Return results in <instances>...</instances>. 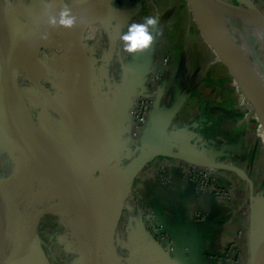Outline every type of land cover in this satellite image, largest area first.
Masks as SVG:
<instances>
[{"label":"crops","instance_id":"crops-1","mask_svg":"<svg viewBox=\"0 0 264 264\" xmlns=\"http://www.w3.org/2000/svg\"><path fill=\"white\" fill-rule=\"evenodd\" d=\"M31 1L0 0V13L3 20L14 25H20V13L23 20L33 25L28 30L32 31L37 46L59 49L47 61L38 62L34 70L35 74H48L52 89L49 101L44 103L49 128L44 127L46 132L39 133L38 156L46 166L43 171L46 178L52 177L64 190L83 191L81 204L85 217L80 227L75 221L65 222V230L54 237L57 245L74 252L76 240L82 257L73 256V264L78 260L80 264H90L91 247L97 237L93 228L97 226L100 264H231L229 260L216 261L210 255L225 250L236 229L244 230L247 222L241 216L242 209L237 205L226 206L208 195L195 196L188 192V182L181 176L178 165V157L203 163L209 156L230 163V169L216 178L226 189L234 192L237 177L248 181L244 173L259 155L248 141L251 122L250 118L241 117L244 105L227 86L216 89L206 103L196 102L194 107L186 109L179 107L173 120L174 146L167 147L173 155H161L149 162L132 185L134 194L128 195L126 191L97 197V191L88 190L74 178L82 175L92 179L119 154H134L137 147L130 141L131 122L127 115L133 95L140 91L150 93L155 99L153 116L161 118L175 104L166 103V92L178 93L181 76L197 74L195 69H190L198 67L207 53L197 52V57L192 50L191 34L196 32L192 23L201 32L193 14L189 19L176 18L187 15V0H127L124 8L113 9L102 8L95 0ZM115 1L121 5V0ZM63 8L70 9L75 17L70 28L48 22L50 15L58 14ZM152 15L157 17V22L150 29L154 37L151 47L131 54L122 52L121 34L128 24L143 22ZM242 27L251 32L245 34L243 41L249 44L255 41L264 47L252 25L244 21ZM11 28L8 26V30ZM166 51L171 53L170 59L162 68L161 84L155 86L151 78L153 69ZM28 52L36 56L33 48ZM20 67L30 69L25 64ZM111 121H116L115 134L107 156L102 157L100 145ZM161 173L171 182L163 184ZM110 182L105 181L104 187L109 188ZM144 207L155 209L173 231L177 246L172 257L161 251L141 229L139 218ZM195 210L206 213L208 219L194 222ZM47 215L51 222L52 216ZM125 227L129 230L131 250L122 244ZM244 249L249 252L250 247Z\"/></svg>","mask_w":264,"mask_h":264},{"label":"rangeland","instance_id":"rangeland-1","mask_svg":"<svg viewBox=\"0 0 264 264\" xmlns=\"http://www.w3.org/2000/svg\"><path fill=\"white\" fill-rule=\"evenodd\" d=\"M222 1L228 5H232L235 8H238V10H240L242 13L244 12V14L248 13L249 16L258 15L262 19H264V0ZM185 3L186 11H188L187 15H177L176 18L178 20H183L184 18H192L191 10L186 1ZM152 14L154 15V11H152ZM19 16L20 25L17 24L13 27V30L15 32L14 36L17 37V49L22 48L26 49V51H29L34 47L35 44L34 37L31 33L32 31L28 30V28H31L33 25L29 22V20H23L24 18H21L20 13ZM142 16H144L143 13ZM224 19L226 20L229 28L231 29L234 37L237 40L240 41L242 39L241 41H243L246 33H248V35L249 33L251 34V32H247L248 29H242L244 28L242 27L243 22H247L246 20L249 21L248 16L244 20H242L238 16L225 14ZM192 24V30H196L194 34H191V38L194 39V43L191 45L192 50H194V53L197 57L198 53L199 55L207 53V56H202L203 59H201V63L198 67L190 69L191 71L195 69L197 74L181 76L182 79L179 84L178 93L173 92V90L169 91L168 93L166 92V103H175V105L178 104L180 105L179 107L183 109L194 107V104H196V102L206 103L216 89L221 88V90H223L225 89V86H227L231 90V92L238 98V100H241V102L243 103L244 109L241 117L250 118V131L252 133H249L248 141L256 149L259 158L254 160L253 164L249 165L247 169L248 171L244 173L248 181L245 180L244 182L238 179V177L234 179V181L236 182V192L235 190V193L229 191V196L227 197L231 198V202L227 201L225 202L226 204H224L231 208H234V205H237L238 207L240 206V208L242 209L241 216H243L244 220L247 223H245L246 226L244 227V230L236 229L234 233L230 235V239H232V241H227L228 246L225 250L214 252L210 255V257L219 262L221 260H229V262H233L236 259L237 263L234 264H247L249 258L247 254L250 252L249 227L253 225L254 231L255 229H257V227H259V225H256L257 220L255 219H259V224H261V221L264 220V131L261 126V109L260 107L253 104L254 108L257 111L256 113L261 120L260 124L258 117L253 110V106L251 104L252 102L250 100L249 101L251 103L247 101V91H245L243 97L242 92L244 90L238 87L237 81L235 80V78L232 79V76L228 69L221 63L222 61L220 62V60H215L216 54L214 53L212 48L207 45L201 34L198 33L194 23ZM24 28L27 29L26 32H24ZM20 31L22 34L20 33ZM260 39L261 41H264V38L260 37ZM186 45L187 44H183V47H186ZM243 48L245 51H248H246V53L249 56L254 69L264 76V47L259 46L255 41L249 44L246 40L243 41ZM49 51L50 49L47 50L46 58H50ZM170 55L171 53L169 51L163 52L159 58L158 65L155 69H153V75L151 76V78L155 83V86L161 84L162 82L163 71H161L162 68L159 67L160 61H162L164 58L166 60L168 59L166 65H164L166 67L169 62ZM34 59L36 60V58ZM47 60L48 59H42V62ZM36 61L38 62L39 60ZM197 62L199 63V60H197ZM27 65L31 69V66L29 64ZM26 68L20 70V73L21 71H25L24 73H26V71L28 70V68ZM32 68L33 71L29 69L26 76L29 75L33 81L35 80V82H37L38 80L43 89H50L48 83V80L50 78H48V74L32 73L34 72V70H36L35 68H37L36 64H33ZM201 69L203 71L202 75L200 74ZM21 79L23 78H19V80ZM43 80L44 83H41V81ZM29 85L32 86V84H30V81L27 82L24 92L26 93V95L30 96V98L33 99V105H37L38 100L36 99L37 97H35L36 93L34 91V88L30 87ZM244 98L247 100H245ZM41 107L44 108L45 106L41 103ZM36 110L39 111L37 108ZM39 114H37V116H39ZM44 118H48V116H43L41 113L40 119L39 117H37L36 119L37 121L39 119V123L44 125V122H46ZM3 140H8V138H5V136H0V179H7L5 188H7L8 190L9 199L6 200V195H4V193H0V199L2 201V206L6 205V207L4 208L8 210V215H6V224L11 237L14 239L15 243L18 246L17 253L21 260V263L73 264V256H75L77 259H80L82 257L80 245L75 240V249L73 250L74 252L65 249L63 250L57 245L54 237L59 235L62 230H65L64 226L65 222L67 221H75L79 224L78 227L81 226V222L83 220V211L81 209L80 197L76 196L75 194L72 195L62 192L57 183H55V185L53 182L51 183L52 177H50L51 179H46L44 178L45 176H41V172L45 170L44 167L46 168V166L42 164L43 162H41V165H39L38 168L32 167L33 165L31 163H29V165L25 164L23 161V167L21 168V166H18V160L21 159L20 151L15 149L11 153L12 148L6 145V143L4 144ZM6 149L8 150V152H5ZM16 161H18V165L15 163ZM23 171L24 174L22 173ZM132 194H134V191H132ZM5 209H3V212ZM41 209H46L48 211L47 214H50L52 216V221L50 222V218L48 219L47 217H43L41 219V223L40 221L38 222L35 233L34 230H32L34 216ZM145 209L146 208L144 207L141 210L140 216ZM72 214H75V219ZM56 216L59 217L57 218V220H55ZM262 229L263 226L261 224L260 231ZM69 231L70 230H68L67 232ZM243 231L246 232L243 234ZM75 236L76 238L80 237V235ZM63 238H65V236H63L62 239ZM69 239L71 241V237H69ZM261 241L262 240L257 242L254 240L252 243L251 240V244L252 246L258 247L261 244ZM122 244L126 247V250H131V244L129 243V230L126 227L123 231ZM231 247L232 249H230ZM245 247H248L249 252H247V250L246 252H244ZM43 259L45 261H43ZM79 262L80 260H78L76 264H80Z\"/></svg>","mask_w":264,"mask_h":264},{"label":"water","instance_id":"water-1","mask_svg":"<svg viewBox=\"0 0 264 264\" xmlns=\"http://www.w3.org/2000/svg\"><path fill=\"white\" fill-rule=\"evenodd\" d=\"M95 1L102 8L113 9V8H116L117 6H119L120 8H124L127 0H121V5L116 4L115 0H95ZM219 1H222V0H219ZM197 2L200 4L202 9L208 14V16L214 22L215 26L213 27L216 30V33L219 34L220 37H222L225 45L227 46L226 49L228 48V50L231 52L232 59L230 61V64L223 62V60H222V63L228 69L232 78L237 79L236 78L237 76L235 74L236 73L235 70L237 69L240 70L241 75L247 74V72H244L245 68L243 67L245 66L244 64H242L243 60H241L242 59L241 57L245 58V60L249 63L251 62V60L249 56L247 55V53L245 52V50H243V47H240L238 45V41L234 37L231 29L229 28L226 20L224 19V15L220 13L219 9L217 8V6H215L212 0H197ZM31 3H34V0H32ZM187 4L201 32V28H200L201 23H200V20L196 16V13H195L194 7L191 4V1L187 0ZM258 17L262 19L260 16ZM241 19L244 20V18H241ZM1 21H2L1 22L2 24L9 26V28L10 27L12 28L11 30H8V33H6L7 37H6L5 42L2 43L0 40V136H5V138L6 137L8 138V140H3V142L4 144L6 143V145L12 148L11 153L15 149L20 151L21 159L19 160V165L17 164V162H15L18 166H21L22 168L23 162H24L25 164H28V165L29 163H31L33 165L32 167L38 168V166L41 165V161L38 156V152H40L41 150V146L39 144V138H38L39 133L46 132L45 128L47 129L49 128V124H48L49 116L46 113V110H45L46 108L41 107V103L45 106L44 103L49 101L52 89L48 88L45 90L43 89L40 82L38 81L34 82L29 75L28 76L30 78L26 76V79L30 81V84H32L31 87L37 90V100H38L37 107L40 110V114L42 113L43 116L44 115L48 116V118H44V120H46L47 122V123L44 122L45 123L44 125H42L39 122L35 124L30 117V111L27 106L26 94L23 93V90L19 84L18 77H19V73L21 70L19 68L20 66H23L24 64L25 65L29 64L32 67L33 64H37L38 62H41L42 59L44 60L49 59V58H46L47 53H44L45 58H42V59L40 58L39 54L43 53L41 52V50H45L46 52L48 49L53 50V49H58V48L55 46H37V44L35 43L33 49L36 52V56L32 57L29 55V52L26 51V49H22V48L17 49V45H16L17 37L14 36L15 32L13 30L14 24L8 23L5 19ZM201 34L203 35L205 40L208 42L204 33L202 32ZM229 41L233 43L234 46H232L229 43ZM208 44L212 48L214 53L218 54V48L215 45L210 44L209 42ZM53 54L55 53L51 52L50 56ZM34 58H36V60H39V61L37 62ZM215 59H216V55H215ZM234 65L235 67H237L235 70L232 67ZM250 69L255 73L257 72L258 74V71H256L254 68L251 67ZM26 74H28V70L26 71L25 75ZM48 81L50 85V80ZM42 83H44V81ZM237 83H238L237 84L238 87L241 88L242 86L240 82L238 81ZM140 92H143V91H140ZM242 94L244 97L245 91H243ZM247 101L250 102L249 100ZM154 104H155V99L153 101V106H152V110L149 116L148 124L143 134L141 135V137L139 139H134L130 135V141L133 144H136V147H137L134 154L130 156H127L126 153L119 154V156H117L115 160H113L108 165H106L104 168L99 170L98 174L92 179L87 178L82 175L74 176L75 179L83 182L85 185V188H87L88 190H91L94 192L97 191L95 193L97 197H105V196L107 197L111 193L126 192V191L128 195H132V191H133L132 185L135 179L142 173V171L145 169V167L147 166L149 162H152L154 159H156L158 156H161V155L163 156L173 155V153L168 152L167 147L174 146V144L171 142V137L176 134V130L173 129V122H174L173 120L176 117V114L179 110L180 105L174 104L170 106L169 109L166 111L165 115L161 118H158V117L153 116ZM251 104L253 106V103ZM253 110L255 113L257 112L254 106H253ZM258 120L261 124V120L259 117H258ZM115 127H116V121H111L107 124L105 128V132L103 134L102 142L100 145V152H101L102 157H105L108 154V151L112 144L113 135L115 134ZM181 129L182 128H180V130ZM5 152H8V150L6 149ZM178 159L182 161L202 165V166L215 167L220 170L230 169L229 164H225L224 161L212 159L209 156L205 157V161L203 163L193 162V161L187 160L186 158H180V157H178ZM232 169L237 171V169L235 168H232ZM22 173L24 174V171ZM41 176H44L43 172H41ZM219 176L221 175L215 174L214 177L216 179V178H219ZM6 180H5V183H6ZM107 180L111 181L109 188L104 187V182ZM186 181L188 182V192H192V194H194L195 196H198L199 194H197L196 192L194 183H192L190 180H187V179ZM52 182L55 183V180H51V183ZM56 182H58V180H56ZM4 185L5 186L1 191L7 193L6 194V200H7L9 199L8 198L9 195H8L7 188H5L6 184ZM60 189L64 193L72 194V195L75 194L76 196H79L81 203L84 201L83 191L64 190L62 188ZM1 191L0 193H2ZM4 207H6V205L2 206V201L0 199V264H22L20 258L19 259L17 258L15 254V250L13 248V239L9 233V230L6 224V215H8V212H7L8 210H6ZM3 209H5L4 212H3ZM81 209H82V204H81ZM146 210H153L155 211L156 214H158L155 209L146 208ZM198 211L203 213V211H200V210ZM46 213H48L46 209H41L34 216V223H33L32 230H34L35 233H36V229L38 226V222L40 221V217ZM204 215H205V219L200 222H205L208 219L207 214L205 213ZM158 216L161 222L170 231L172 238L175 242L174 246H175V251H176L177 244H176V238L174 236L173 231L171 230V228H169V226H167L166 222L163 219H161L159 214ZM83 217H85L84 213L82 214V218ZM140 219H141V216L139 218L141 229L147 234V236L152 240V242L158 246V248L161 251H163L168 257H172L175 251L173 252L172 256L166 253L148 235V233L143 228L140 222L141 221ZM255 220H257L256 225H259V227H257V229H255L254 231H253V227H254L253 225L249 227L250 255H249V261L247 264H258V260H259L257 246H252L251 240H252V243L254 240L257 242L260 241V239L262 238V230L260 231V226L263 222L261 221V224H259L258 223L259 219L256 218ZM93 229L97 237H96V241L91 247L90 264H100V246H99V239H98L99 229L97 228V226H94ZM43 261L45 260L43 259Z\"/></svg>","mask_w":264,"mask_h":264},{"label":"built area","instance_id":"built-area-1","mask_svg":"<svg viewBox=\"0 0 264 264\" xmlns=\"http://www.w3.org/2000/svg\"><path fill=\"white\" fill-rule=\"evenodd\" d=\"M39 56L40 58H45L44 53L45 50H41ZM58 53L59 49H51L49 51ZM168 59L165 58L160 61L159 67L164 68L167 63ZM163 71V70H161ZM25 72V71H24ZM23 71L19 73V78H23L19 80V84L24 92L26 88V84L28 80L26 79V75ZM24 73V74H23ZM21 75V76H20ZM25 77V79H24ZM29 84V83H28ZM31 87V85H29ZM37 97V90H35ZM26 94V93H25ZM27 97V106L30 111V117L32 121L37 124L40 120V110L37 105H33V99L30 96L26 95ZM37 99V98H36ZM154 98L152 95L146 91L138 92L137 94L131 97L129 106L127 108L128 116L131 120V128H130V135L134 139H139L143 134L149 120V116L152 110ZM35 107V108H34ZM36 108L39 110L37 111ZM39 114V116H37ZM37 117H39L37 121ZM37 121V122H36ZM179 162V172L180 174L187 180H190L195 185V189L197 194L199 195H210L215 198L217 201L220 202H231V198H228L229 191L226 189L222 184H220L215 179V174H223L224 170L217 169L211 166H202L182 160H178ZM225 164H230L228 161H224ZM160 178L163 180V184H168L171 182L169 177H166L162 173L160 174ZM226 204V203H225ZM146 210V209H145ZM143 211L141 214V224L148 235L170 256H172L173 252L175 251V242L172 238L170 231L165 227V225L159 219L158 214L155 213L153 210H146ZM205 219V215L198 210L193 212V220L196 222L203 221ZM232 241L229 239L228 241ZM232 249V247L230 248ZM231 263H237L236 259Z\"/></svg>","mask_w":264,"mask_h":264},{"label":"bare ground","instance_id":"bare-ground-1","mask_svg":"<svg viewBox=\"0 0 264 264\" xmlns=\"http://www.w3.org/2000/svg\"><path fill=\"white\" fill-rule=\"evenodd\" d=\"M190 1H191L192 6L194 7L197 18L200 20L201 33L202 32L204 33L205 37L207 38V40L210 44L215 45L218 48V54H216V59L220 60V61L223 60V62L230 64V61L232 59L231 52L228 50V48L226 49L227 46L225 45L222 37H220V35L216 33V30L213 27V26H215L214 22L211 20V18L208 16V14L202 9V7L197 2V0H190ZM212 1L214 2L215 6H217V8L219 9V11L222 15L234 14V15L240 16L241 18H244V19L248 16L249 21L246 20L247 24L249 23L250 25H252L254 27V29H256L255 30L256 34H258L260 37L264 38V20L263 19H260L258 16L256 17L254 15L249 16L248 13H245V14H247V15H245L244 12L242 13L240 10H238V8H234L231 5H227L223 1H219V0L218 1L212 0ZM1 20H3V19L1 17V13H0V40L2 43H4L6 40V37H7L6 33H8V26L2 24ZM207 20H208V22H207ZM229 43L232 46H234L233 43H231L230 41H229ZM242 44L243 43H241V41L238 42V45L240 47H243ZM243 50H244V48H243ZM241 58H242L241 60H243V62H244V63L242 62V64H244V66H245V67H243V68H245L244 72H247V74H245V75L242 74L243 75V77H242L240 70H238V69L235 70L237 67H235V65H234L232 67L234 68V70L236 72L235 74L237 76L236 77L237 79H235V80L237 82L238 81L240 82V84L242 86L241 88L244 91H247L246 94L249 97L246 96V98L248 100H250L254 105L260 107L261 118H262L261 126H262L263 131H264V76L260 73L257 74V72L256 73L253 72L250 69L251 67L254 68L253 65L251 64V62L249 63L245 60V58H243V57H241ZM4 184H5V180L0 179V191L4 188V186H5ZM3 193H4V195L7 194L6 192H2V194ZM0 197H1V195H0ZM262 222H263L262 223L263 224V229H262L263 232H262V238L260 239L262 241H261V244L257 247L258 256H259L258 264H264V220ZM13 248L15 250V254H16L17 258L19 259V256L17 253L18 252V246L15 243L14 239H13ZM248 261H249V258H248Z\"/></svg>","mask_w":264,"mask_h":264},{"label":"clouds","instance_id":"clouds-1","mask_svg":"<svg viewBox=\"0 0 264 264\" xmlns=\"http://www.w3.org/2000/svg\"><path fill=\"white\" fill-rule=\"evenodd\" d=\"M48 22L70 28L75 22V17L71 14L70 9L63 8L58 14L50 15ZM156 22L157 17L147 16L143 22L129 23L127 30L121 34L122 52L131 54L150 48L154 39L150 29Z\"/></svg>","mask_w":264,"mask_h":264},{"label":"trees","instance_id":"trees-1","mask_svg":"<svg viewBox=\"0 0 264 264\" xmlns=\"http://www.w3.org/2000/svg\"><path fill=\"white\" fill-rule=\"evenodd\" d=\"M43 217H49L47 214H45Z\"/></svg>","mask_w":264,"mask_h":264}]
</instances>
